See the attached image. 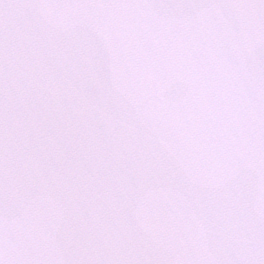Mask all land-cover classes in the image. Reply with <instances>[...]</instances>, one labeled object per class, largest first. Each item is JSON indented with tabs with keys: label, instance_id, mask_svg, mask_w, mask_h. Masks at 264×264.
Masks as SVG:
<instances>
[{
	"label": "snow or ice",
	"instance_id": "snow-or-ice-1",
	"mask_svg": "<svg viewBox=\"0 0 264 264\" xmlns=\"http://www.w3.org/2000/svg\"><path fill=\"white\" fill-rule=\"evenodd\" d=\"M0 264H264V0H0Z\"/></svg>",
	"mask_w": 264,
	"mask_h": 264
}]
</instances>
